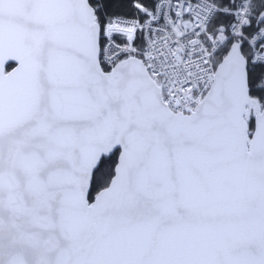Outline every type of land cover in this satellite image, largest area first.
Masks as SVG:
<instances>
[{
    "label": "snow or ice",
    "instance_id": "1",
    "mask_svg": "<svg viewBox=\"0 0 264 264\" xmlns=\"http://www.w3.org/2000/svg\"><path fill=\"white\" fill-rule=\"evenodd\" d=\"M0 264H264V0H0Z\"/></svg>",
    "mask_w": 264,
    "mask_h": 264
}]
</instances>
